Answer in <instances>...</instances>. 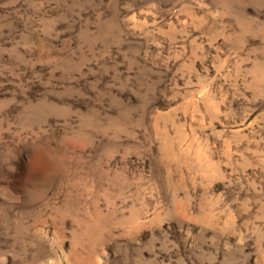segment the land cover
Masks as SVG:
<instances>
[{
    "label": "rangeland",
    "instance_id": "obj_1",
    "mask_svg": "<svg viewBox=\"0 0 264 264\" xmlns=\"http://www.w3.org/2000/svg\"><path fill=\"white\" fill-rule=\"evenodd\" d=\"M0 264H264V0H0Z\"/></svg>",
    "mask_w": 264,
    "mask_h": 264
}]
</instances>
